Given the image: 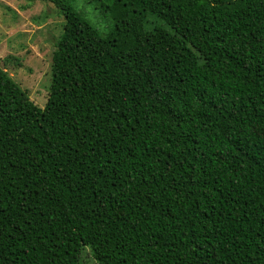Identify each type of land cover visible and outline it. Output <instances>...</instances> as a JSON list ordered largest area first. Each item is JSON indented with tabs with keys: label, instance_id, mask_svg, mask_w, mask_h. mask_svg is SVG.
<instances>
[{
	"label": "trees",
	"instance_id": "obj_1",
	"mask_svg": "<svg viewBox=\"0 0 264 264\" xmlns=\"http://www.w3.org/2000/svg\"><path fill=\"white\" fill-rule=\"evenodd\" d=\"M42 1L44 106L0 67V264H264V0Z\"/></svg>",
	"mask_w": 264,
	"mask_h": 264
},
{
	"label": "rangeland",
	"instance_id": "obj_2",
	"mask_svg": "<svg viewBox=\"0 0 264 264\" xmlns=\"http://www.w3.org/2000/svg\"><path fill=\"white\" fill-rule=\"evenodd\" d=\"M96 27L103 28L109 19L100 12L96 0H67ZM111 0H102L109 4ZM162 23L154 16L148 20ZM63 17L50 2L42 0H0V67L26 90L30 100L43 107L50 81L54 42L60 35ZM148 27V24H145ZM81 264H98L88 246L81 253Z\"/></svg>",
	"mask_w": 264,
	"mask_h": 264
}]
</instances>
